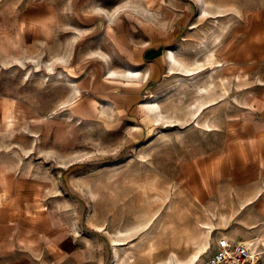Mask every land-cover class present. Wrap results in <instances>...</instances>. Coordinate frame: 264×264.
<instances>
[{"label":"rangeland","instance_id":"374dc122","mask_svg":"<svg viewBox=\"0 0 264 264\" xmlns=\"http://www.w3.org/2000/svg\"><path fill=\"white\" fill-rule=\"evenodd\" d=\"M263 102L264 0H0V264H264Z\"/></svg>","mask_w":264,"mask_h":264},{"label":"built area","instance_id":"2783aa9c","mask_svg":"<svg viewBox=\"0 0 264 264\" xmlns=\"http://www.w3.org/2000/svg\"><path fill=\"white\" fill-rule=\"evenodd\" d=\"M256 241L229 238L218 241L205 264H261Z\"/></svg>","mask_w":264,"mask_h":264},{"label":"crops","instance_id":"0c3cea01","mask_svg":"<svg viewBox=\"0 0 264 264\" xmlns=\"http://www.w3.org/2000/svg\"><path fill=\"white\" fill-rule=\"evenodd\" d=\"M259 113L260 116L257 117L256 124L253 123L251 127H249L248 129H261L260 134L257 135V141L255 143L251 142L250 144H248L247 155L249 157V160L255 159L258 168L261 167V170L264 172V104L262 106V110L259 109ZM261 200L262 202L259 201V203H257L258 208L262 205L264 206V198H262ZM240 240H253V239L244 238Z\"/></svg>","mask_w":264,"mask_h":264},{"label":"bare ground","instance_id":"6f19581e","mask_svg":"<svg viewBox=\"0 0 264 264\" xmlns=\"http://www.w3.org/2000/svg\"><path fill=\"white\" fill-rule=\"evenodd\" d=\"M170 59H172V54L170 53ZM27 223H29L30 221L26 220ZM181 254L183 253V251H179ZM197 259V255L196 254H193V256L191 257L190 261L191 262H194L195 260Z\"/></svg>","mask_w":264,"mask_h":264}]
</instances>
